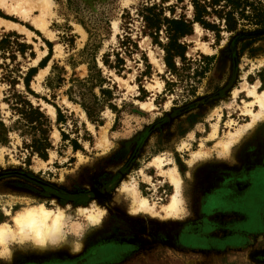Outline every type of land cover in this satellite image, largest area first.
<instances>
[{
  "label": "rangeland",
  "instance_id": "rangeland-1",
  "mask_svg": "<svg viewBox=\"0 0 264 264\" xmlns=\"http://www.w3.org/2000/svg\"><path fill=\"white\" fill-rule=\"evenodd\" d=\"M51 1L47 30L32 23L35 11L24 17L0 9V18L18 24L0 25V35L14 31L31 47L6 59L14 91L38 105L51 126L46 156L31 153V134L2 101L9 85L0 68V120L7 128L0 143V223L12 224L10 216L26 205L60 204L67 240L44 250L9 240L10 255L0 247V264H264V115L227 149L218 144L250 120L246 108L258 110L246 104L241 86L264 89V34H254L264 26L217 35L193 24L181 40L185 60L175 58L170 70L163 50L140 30L134 8L144 0ZM171 3L176 14L191 17L190 0H163ZM126 34L135 44L128 51L120 43ZM115 52L123 59L119 69L104 63ZM31 67L27 89L23 78ZM196 151L201 157L189 165ZM154 156L162 170L175 165L184 181L169 217L161 206L173 185L150 163ZM126 178L153 215L125 211L129 195L119 190ZM110 194L120 198L106 204ZM160 194L166 196L158 200ZM98 204L105 209L98 223L76 211ZM69 240L80 242V251H69Z\"/></svg>",
  "mask_w": 264,
  "mask_h": 264
},
{
  "label": "trees",
  "instance_id": "trees-1",
  "mask_svg": "<svg viewBox=\"0 0 264 264\" xmlns=\"http://www.w3.org/2000/svg\"><path fill=\"white\" fill-rule=\"evenodd\" d=\"M190 4L192 7L191 17H186L183 12L176 14L175 4L163 5V0L158 2L144 0L134 8L135 14L141 22V32L150 36L152 42L160 46L163 50L164 64L170 70L176 69L175 58L185 60L187 44L181 40L192 33L194 23L214 31L217 35L220 29L233 32L239 27L264 26V0H190ZM121 18L123 25L128 28L129 21L132 20L130 12L125 9ZM161 32L164 42L159 39ZM19 37L20 35L14 31L0 35V57L2 58L0 68L4 70L2 79L6 80L9 85L8 93H5L2 101L6 102L15 112L17 116L15 122L24 127L23 132L31 134L30 142L26 144L30 152L44 158L47 149L51 146L49 139L50 120L38 105H34L22 93L14 91L13 86L17 80L12 76V69L6 61L8 58L11 63L15 59L16 53L23 55L27 48L31 49L29 44L19 41ZM120 43L125 45L124 49L127 51L135 45L127 34ZM30 55H33L31 50ZM114 56V61L109 62L106 58L104 63L109 66L113 63V66L119 69L122 67L123 59L117 52ZM202 57L209 59L208 56L202 55ZM206 67L205 64L203 70ZM33 71L34 68H28L23 78L27 89H29L28 82ZM56 112L57 120H60L61 113L58 107H56ZM6 129L0 120V143L6 140L4 134Z\"/></svg>",
  "mask_w": 264,
  "mask_h": 264
},
{
  "label": "bare ground",
  "instance_id": "bare-ground-1",
  "mask_svg": "<svg viewBox=\"0 0 264 264\" xmlns=\"http://www.w3.org/2000/svg\"><path fill=\"white\" fill-rule=\"evenodd\" d=\"M51 0H0V6L5 8L6 11L17 13L27 17L28 14L36 9L38 14L33 18V23L44 28L45 26V15L48 10H50ZM5 27L18 26L16 23L1 21ZM115 25V21H113ZM196 28H199L197 23H194ZM243 84V83H242ZM241 89L245 91L246 96L249 99L246 101V104L250 107L253 103L258 106V110L252 111L250 108H246L244 112L250 116V120L245 122L242 126L235 129L234 131L227 132V138L225 140L218 141V144L223 148L227 149L228 146L236 141L242 136V133L251 129L255 120L260 119L264 115V89L258 90L256 84L242 85ZM239 90V89H238ZM236 93V90L233 91V94ZM142 106L145 105L144 102H141ZM48 106V112L54 114V109L52 106ZM46 106V107H47ZM216 127L214 126L212 132L209 136H215ZM201 151L193 152L191 158L188 160L189 165H191L197 157H201ZM151 164L156 167H161V160L157 156H154L151 161ZM164 172L170 183L173 185V192L169 195V198L166 203L161 207L164 210V217H169L173 212L178 208L182 200L181 190L184 181L180 176L175 165L162 170ZM121 194H128V206L125 211L129 212H147L149 215H153V207L147 203V199L143 196H139L134 184L130 183L129 179H123L120 184ZM99 194V193H98ZM111 195V196H110ZM108 196L106 204H111L112 200H118V196L115 194V197L110 194ZM53 202H56V198L53 197ZM98 204L94 209L86 208L85 206H77L76 211L82 212L86 211L88 220L91 223H98L100 221V216L104 212V208ZM66 215L64 206L58 204L55 209L46 207L42 202L36 204L26 205L16 210L11 216L12 224L8 222L0 223V247L3 252L7 255H10V248L8 246L9 240H17L21 243L28 242L35 249L44 250V247L47 243L66 241L67 238L63 234V219ZM80 242H70L69 240V251L78 252L81 249Z\"/></svg>",
  "mask_w": 264,
  "mask_h": 264
},
{
  "label": "crops",
  "instance_id": "crops-1",
  "mask_svg": "<svg viewBox=\"0 0 264 264\" xmlns=\"http://www.w3.org/2000/svg\"><path fill=\"white\" fill-rule=\"evenodd\" d=\"M51 3H52V1H51ZM51 8L52 7H50V10H51ZM0 9H3V10H5L6 11V9L5 8H3V7H1L0 6ZM32 11H35L36 13L31 17V21H32V23H33V18L38 14V10H36V9H34V10H32ZM31 11V12H32ZM8 12V11H7ZM30 12V13H31ZM48 12H49V10H48ZM48 12H47V16H48ZM29 13V14H30ZM17 14V13H16ZM29 14H28V16H29ZM27 16V17H28ZM47 16H45V20H46V22H45V26H44V28H42V27H38V26H36L34 23V25L37 27V28H40L41 30H45L46 29V27H47V24H48V18H47ZM1 21H5V22H12V21H9V20H6V19H3V18H0V25H4ZM12 23H14V22H12ZM18 25V24H17ZM5 26V25H4ZM10 27H17V26H10ZM47 30V29H46ZM244 91V90H243ZM245 92V91H244ZM246 95V94H245ZM248 97V96H247ZM256 105V104H255Z\"/></svg>",
  "mask_w": 264,
  "mask_h": 264
},
{
  "label": "water",
  "instance_id": "water-1",
  "mask_svg": "<svg viewBox=\"0 0 264 264\" xmlns=\"http://www.w3.org/2000/svg\"><path fill=\"white\" fill-rule=\"evenodd\" d=\"M254 34H256V35H262V34H264V28H261V29L255 31Z\"/></svg>",
  "mask_w": 264,
  "mask_h": 264
},
{
  "label": "built area",
  "instance_id": "built-area-1",
  "mask_svg": "<svg viewBox=\"0 0 264 264\" xmlns=\"http://www.w3.org/2000/svg\"><path fill=\"white\" fill-rule=\"evenodd\" d=\"M166 196V194H164V197ZM164 197H162V195L160 194V196L158 197L159 200H162Z\"/></svg>",
  "mask_w": 264,
  "mask_h": 264
},
{
  "label": "flooded vegetation",
  "instance_id": "flooded-vegetation-1",
  "mask_svg": "<svg viewBox=\"0 0 264 264\" xmlns=\"http://www.w3.org/2000/svg\"><path fill=\"white\" fill-rule=\"evenodd\" d=\"M159 200V199H158Z\"/></svg>",
  "mask_w": 264,
  "mask_h": 264
}]
</instances>
